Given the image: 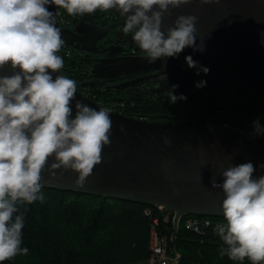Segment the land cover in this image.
Returning <instances> with one entry per match:
<instances>
[{
  "label": "clouds",
  "instance_id": "clouds-1",
  "mask_svg": "<svg viewBox=\"0 0 264 264\" xmlns=\"http://www.w3.org/2000/svg\"><path fill=\"white\" fill-rule=\"evenodd\" d=\"M212 0H201L207 4ZM190 0H0V68L15 71L0 77V264L18 255H27L22 247L23 214L19 206L45 197L41 193L42 173L46 166L51 176L60 169L77 174L76 186L83 187L96 165L103 159L104 147L111 144L110 110L90 107L76 98L77 82L66 75H56L64 67L58 53L65 41L56 26L58 12L69 16L92 14L97 10L116 9L124 17L122 31L132 33L134 42L146 53L149 63L178 56L186 47L196 45L195 15L176 17L174 26L162 30L165 14ZM189 68L196 62L187 56ZM200 71L207 74L209 69ZM161 73V80H166ZM206 82L201 81L197 88ZM167 92L170 103L178 99ZM259 131V122H256ZM121 131H124L121 126ZM165 143L171 140L165 137ZM49 159H53L48 165ZM252 163L229 166L222 172L223 183L212 181V188L222 189L220 205L226 223L216 232L226 246L220 255L232 261L264 264V176L253 178ZM201 180V176L199 177Z\"/></svg>",
  "mask_w": 264,
  "mask_h": 264
},
{
  "label": "water",
  "instance_id": "water-1",
  "mask_svg": "<svg viewBox=\"0 0 264 264\" xmlns=\"http://www.w3.org/2000/svg\"><path fill=\"white\" fill-rule=\"evenodd\" d=\"M48 8L59 13L56 26L69 44L80 34L89 36L94 43L107 34V28L85 22L75 30L65 28L59 9L54 5ZM169 11L171 14H165L162 30L174 26L180 15H195L198 18L196 45L202 42L203 50L186 47L177 57L160 58L153 63L144 58L145 69L176 66L164 73L171 77L186 71L196 73L207 67L212 70L210 74L186 82L182 87H193L204 81L203 87L218 88L228 95L264 90V0H212L207 4L190 0L179 8L170 7ZM187 56L196 62L195 68L188 67ZM15 71L18 69L5 66L0 68V77ZM59 74L61 70L52 73L53 78ZM76 101L97 110L104 108L77 88L72 102L73 116ZM110 116L111 144L104 147L102 162L96 165L84 186H76L77 174L73 171L60 169L51 176L46 166L41 188L164 206L177 216L224 218L220 208L223 192L212 188L213 179L222 184L223 170L248 162L255 168L254 179L264 176V135L208 123L151 120L112 110ZM165 137L171 140L170 144L165 143ZM52 162L49 159L48 165Z\"/></svg>",
  "mask_w": 264,
  "mask_h": 264
},
{
  "label": "trees",
  "instance_id": "trees-1",
  "mask_svg": "<svg viewBox=\"0 0 264 264\" xmlns=\"http://www.w3.org/2000/svg\"><path fill=\"white\" fill-rule=\"evenodd\" d=\"M61 17L67 14L59 9ZM84 15L69 16L70 18ZM77 22V21H76ZM64 64L77 66L73 52L58 53ZM62 72V71H61ZM121 111L127 116L147 117L151 120L191 122L205 124L189 117L188 103L177 100L170 103L167 97L152 99H121ZM264 102V90L251 89L225 94L210 102L223 111L213 121L237 124L235 117L245 119V113L255 116L264 133V108H251L250 104ZM244 114V115H243ZM205 120V119H204ZM215 125V126H217ZM213 126V125H212ZM45 199L19 206L17 214L24 216L22 247L27 255H18L4 264H133L147 262L150 254L151 219L145 214L147 205L120 199L83 194L79 192L41 188ZM226 221L224 218H219ZM178 249L182 252L181 264H250L232 261L220 250L226 247L215 229L204 233L181 228Z\"/></svg>",
  "mask_w": 264,
  "mask_h": 264
},
{
  "label": "flooded vegetation",
  "instance_id": "flooded-vegetation-1",
  "mask_svg": "<svg viewBox=\"0 0 264 264\" xmlns=\"http://www.w3.org/2000/svg\"><path fill=\"white\" fill-rule=\"evenodd\" d=\"M63 15L62 21L68 19L67 14ZM84 17L70 18L67 24L63 22V26L75 30L78 24L85 22L107 28V34L96 43L89 36L80 34L73 43L65 42L61 49L62 52H73L76 56L77 66L70 68L64 64L61 71L63 75L77 82V88L84 95L103 107L111 102H121V99L127 97L138 100L167 97V92L173 91L172 86L177 85L174 94L177 97L181 95L186 97L180 100L188 103L189 117L213 126L217 125L213 118L220 117L223 111L217 110L221 106L209 102L211 97L225 95L221 89L182 87L184 83L210 74L212 70L209 69L207 74L202 71L196 73L186 71L179 76L161 80L162 72L167 73L176 66L145 69L146 61L143 59L146 58V53L134 42L132 33L125 34L122 31L124 17L112 10L108 12L97 10Z\"/></svg>",
  "mask_w": 264,
  "mask_h": 264
},
{
  "label": "built area",
  "instance_id": "built-area-1",
  "mask_svg": "<svg viewBox=\"0 0 264 264\" xmlns=\"http://www.w3.org/2000/svg\"><path fill=\"white\" fill-rule=\"evenodd\" d=\"M123 102H113L104 105L112 111H120ZM224 128L236 130L231 123L221 124ZM258 134L264 135L262 132ZM145 214L151 219L150 231V254L147 264H181L182 252L178 249V234L181 228L197 233H204L209 229H215L217 225L225 222L219 218L198 216V215H179L173 210L164 206H147Z\"/></svg>",
  "mask_w": 264,
  "mask_h": 264
},
{
  "label": "rangeland",
  "instance_id": "rangeland-1",
  "mask_svg": "<svg viewBox=\"0 0 264 264\" xmlns=\"http://www.w3.org/2000/svg\"><path fill=\"white\" fill-rule=\"evenodd\" d=\"M111 104H113V102L107 105L110 106ZM250 107L251 108H254V107L264 108V102L257 103V104H250ZM244 116H245V119H240L237 116L235 117L237 124H233V125L235 126V128H239V129H236V131L254 132V133H259V131L262 132L261 130L257 131L256 122H254L256 118L255 116L253 117L250 113H245ZM262 119H264V116L262 117ZM219 126H222V125L220 124ZM133 264H147V262L145 261V262H139V263H133Z\"/></svg>",
  "mask_w": 264,
  "mask_h": 264
}]
</instances>
